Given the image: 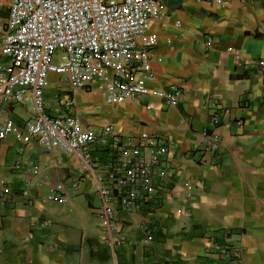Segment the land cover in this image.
Wrapping results in <instances>:
<instances>
[{
    "label": "crops",
    "instance_id": "1",
    "mask_svg": "<svg viewBox=\"0 0 264 264\" xmlns=\"http://www.w3.org/2000/svg\"><path fill=\"white\" fill-rule=\"evenodd\" d=\"M223 1L160 0L161 16L147 32L156 40L155 81L147 87H179L177 107L151 95L108 106L94 86L71 95L72 109L62 104L69 95L62 80L44 91L55 101L54 114L46 105L50 116L74 112L90 128L110 124L122 136L164 142L170 182H159L150 212L119 211L125 242L102 241L95 185L74 157L10 136L0 142V186L9 188L0 201V264H264V77L254 64L264 57V0ZM5 21L0 8V69L8 65L1 56ZM49 76L55 84L57 76ZM31 114L26 102L8 117L21 128ZM213 114L220 115L215 125ZM57 183L67 188V204L45 199ZM139 224L150 230L149 240ZM222 246L239 257L218 256Z\"/></svg>",
    "mask_w": 264,
    "mask_h": 264
},
{
    "label": "built area",
    "instance_id": "2",
    "mask_svg": "<svg viewBox=\"0 0 264 264\" xmlns=\"http://www.w3.org/2000/svg\"><path fill=\"white\" fill-rule=\"evenodd\" d=\"M0 8L6 13L1 56L8 61L0 69V142L13 136L23 145L35 141L47 152L74 157L82 177L95 185L102 241L121 246L126 238L117 229L119 211L131 216L150 212L158 199L159 182H170V169L162 159L166 146L153 135L122 136L110 124L90 128L74 112L50 116L44 91L52 74L67 86L69 95L62 102L67 108L73 109V93L89 92L94 86L108 106L140 103L151 95L165 107H177L182 99L179 87H147L155 81L151 52L156 46L155 37L147 32L161 16L160 0H0ZM211 43L205 41L206 46ZM254 64L264 77V57ZM26 102L32 114L17 128L9 110ZM210 121L215 125L220 115H211ZM207 144L216 149L211 140ZM20 169L18 163L13 166L15 171ZM8 197L9 188L0 186V201ZM45 199L67 204L66 186L55 184ZM139 229L149 240L150 230L141 224ZM216 253L239 257L238 250L228 246L217 248Z\"/></svg>",
    "mask_w": 264,
    "mask_h": 264
},
{
    "label": "rangeland",
    "instance_id": "3",
    "mask_svg": "<svg viewBox=\"0 0 264 264\" xmlns=\"http://www.w3.org/2000/svg\"><path fill=\"white\" fill-rule=\"evenodd\" d=\"M54 62L56 63H59V58L57 57H54ZM52 77L48 76L47 79H48V86H52V87H55V86H61V82H60V78L59 77H56V81H55V84H54V81L51 80ZM44 101H45V104L48 105V109L50 110L49 112L51 114H54L56 109L52 108L51 106H54V98L52 97V94L51 92H49L48 90V94H44ZM78 196V195H77ZM76 196V197H77Z\"/></svg>",
    "mask_w": 264,
    "mask_h": 264
}]
</instances>
